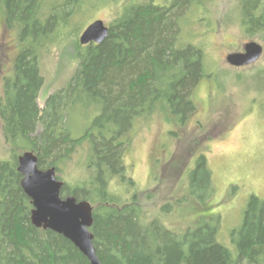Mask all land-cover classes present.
I'll return each mask as SVG.
<instances>
[{"label": "trees", "instance_id": "obj_1", "mask_svg": "<svg viewBox=\"0 0 264 264\" xmlns=\"http://www.w3.org/2000/svg\"><path fill=\"white\" fill-rule=\"evenodd\" d=\"M206 1L173 0L168 7L125 4L107 26L102 43L74 42L72 74L40 108L44 78L37 48L68 24L81 1L67 0L45 13L43 0H0V25L16 30L20 42L30 41L12 59V74L7 76L10 68L4 66L0 46V123L8 148V157L0 161V264H90L63 236L32 226V206L17 172L18 157L30 151L40 170L54 168L62 181L61 167L84 143L88 174L75 184L62 181L61 198L71 195L92 206L90 232L101 264H264L263 200L249 198L229 247L217 242L216 218H200L181 232L171 231L159 217L147 220L123 164L122 139L135 121L159 107L184 126L197 111L191 96L204 75L203 53L190 45L177 47L178 18ZM239 4L245 34L264 30V1ZM76 107L94 110V117L73 137L68 120ZM115 178L134 190L129 200L122 190L110 191ZM187 178L186 198L203 207L213 195L204 154L196 156ZM167 207L164 212L170 211Z\"/></svg>", "mask_w": 264, "mask_h": 264}, {"label": "rangeland", "instance_id": "obj_2", "mask_svg": "<svg viewBox=\"0 0 264 264\" xmlns=\"http://www.w3.org/2000/svg\"><path fill=\"white\" fill-rule=\"evenodd\" d=\"M66 1L43 0L44 12L49 13L47 10ZM72 1H81L79 11L37 48L44 78L38 100L40 108L44 99L63 87L72 74L76 65L74 42L78 43L89 24L101 20L108 26L125 4L168 7L173 0ZM241 1L209 0L190 6L178 18L177 47L190 45L203 53L204 75L191 96L197 111L186 124L182 126L169 111L158 107L135 121L122 139L126 142L123 164L135 184L144 217H159L173 232L194 226L200 218H216L217 242L229 247L231 232L240 226L249 198L255 196L264 201V30L251 36L245 34L240 24ZM0 42L4 66L10 68L6 70L7 76L12 74V59L30 41L20 42L16 30L7 31L0 25ZM245 43L262 47L258 60L244 67L229 62L227 57L236 55ZM93 117L94 110L76 107L68 120L72 136H79ZM87 146L84 143L61 167L58 177L62 181L71 185L87 176ZM199 154L205 155L213 189L212 197L203 203L204 208L185 195L187 173L194 169ZM7 157L0 123V161ZM109 189L116 193L122 190L127 200L134 191L118 178L112 180ZM183 198L186 201L178 203ZM163 207L170 211L164 212Z\"/></svg>", "mask_w": 264, "mask_h": 264}, {"label": "water", "instance_id": "obj_3", "mask_svg": "<svg viewBox=\"0 0 264 264\" xmlns=\"http://www.w3.org/2000/svg\"><path fill=\"white\" fill-rule=\"evenodd\" d=\"M108 27L101 20L89 24L78 38L80 46L90 43L99 45L106 38ZM249 56L241 62L237 55L227 57L229 62L238 66L254 63L261 55L259 45L252 43ZM17 172L21 175L20 187L29 198L32 209L30 222L33 227L50 230L63 236L88 260L90 264H101L95 254L93 234L92 206L87 201H78L73 196L61 198L63 182L57 179L56 170H40L37 157L26 151L17 159Z\"/></svg>", "mask_w": 264, "mask_h": 264}, {"label": "flooded vegetation", "instance_id": "obj_4", "mask_svg": "<svg viewBox=\"0 0 264 264\" xmlns=\"http://www.w3.org/2000/svg\"><path fill=\"white\" fill-rule=\"evenodd\" d=\"M250 44H252V43H245L244 45H242V47H241V51H239V52H237L236 53V55L238 56L237 58L238 59H241V62L242 61H244V60H246L247 59V57H243L244 55H248L249 56V53H251V49H252V47H250V46H248V45H250ZM261 49H262V47H261ZM261 55H262V52H261ZM260 55V56H261ZM258 60V59H257ZM256 60V61H257ZM255 61V62H256ZM248 65V64H247ZM247 65H245V66H247ZM241 66V65H240ZM242 67H244V65H242Z\"/></svg>", "mask_w": 264, "mask_h": 264}, {"label": "bare ground", "instance_id": "obj_5", "mask_svg": "<svg viewBox=\"0 0 264 264\" xmlns=\"http://www.w3.org/2000/svg\"><path fill=\"white\" fill-rule=\"evenodd\" d=\"M146 2V1H145ZM258 26V25H257ZM263 26V25H262ZM257 29H258V27H257Z\"/></svg>", "mask_w": 264, "mask_h": 264}]
</instances>
